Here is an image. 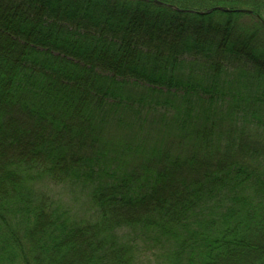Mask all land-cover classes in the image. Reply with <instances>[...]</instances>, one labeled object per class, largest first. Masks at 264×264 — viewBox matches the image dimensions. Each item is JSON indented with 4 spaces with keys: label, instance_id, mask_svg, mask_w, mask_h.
<instances>
[{
    "label": "trees",
    "instance_id": "16d2710c",
    "mask_svg": "<svg viewBox=\"0 0 264 264\" xmlns=\"http://www.w3.org/2000/svg\"><path fill=\"white\" fill-rule=\"evenodd\" d=\"M157 1L0 0V264H264V0Z\"/></svg>",
    "mask_w": 264,
    "mask_h": 264
},
{
    "label": "water",
    "instance_id": "95a60500",
    "mask_svg": "<svg viewBox=\"0 0 264 264\" xmlns=\"http://www.w3.org/2000/svg\"><path fill=\"white\" fill-rule=\"evenodd\" d=\"M155 2H158L159 3V1H157V0H155ZM173 8H175L176 9V7L175 6H173ZM178 9V8H177ZM216 9H223L222 7H217ZM212 9H209V10H205V11H197V13L198 14H206V13H209L210 11H211ZM240 11H247V10H245V9H240ZM264 23V22H263Z\"/></svg>",
    "mask_w": 264,
    "mask_h": 264
}]
</instances>
